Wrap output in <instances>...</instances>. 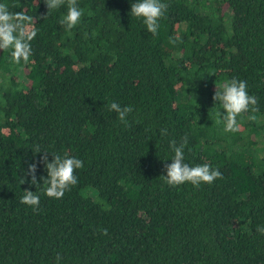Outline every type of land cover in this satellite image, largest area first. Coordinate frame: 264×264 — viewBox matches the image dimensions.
<instances>
[{
    "label": "trees",
    "instance_id": "obj_1",
    "mask_svg": "<svg viewBox=\"0 0 264 264\" xmlns=\"http://www.w3.org/2000/svg\"><path fill=\"white\" fill-rule=\"evenodd\" d=\"M135 2L77 0L69 31L66 4L44 16V0H0L37 32L28 62L0 51V264H264V0H163L156 35ZM231 79L258 99L236 132L212 99ZM112 102L133 108L126 122ZM184 137L185 163L222 179L166 183L170 142ZM37 146L49 162L83 161L60 199L44 192Z\"/></svg>",
    "mask_w": 264,
    "mask_h": 264
},
{
    "label": "clouds",
    "instance_id": "obj_2",
    "mask_svg": "<svg viewBox=\"0 0 264 264\" xmlns=\"http://www.w3.org/2000/svg\"><path fill=\"white\" fill-rule=\"evenodd\" d=\"M47 8L46 16L50 11L67 5L66 14L60 20V24L64 25L66 30H71L80 21L83 10L78 6L77 0H44ZM168 5L163 0H136L131 4L130 13L142 18L144 25L149 33L156 35L159 29L158 21L164 15ZM43 16V17H44ZM35 22L32 16L27 15L23 11L11 12L8 5L0 3V51L10 50V57L13 63L20 64L28 62L32 55L31 41L37 35L35 30ZM170 43H176V40L170 38ZM214 101H218L220 109L215 112L217 123L224 124L226 132L239 131L237 117L242 113L257 111L256 105L258 99L254 95H249L247 82L243 80L231 79L223 84L216 86V90L212 97ZM109 110L118 115L121 122H126V117L133 111L131 106L121 107L120 104L112 102ZM162 135L167 134V129L161 130ZM188 143V138H182L181 143L177 146L176 141L170 142V148L174 152L171 163L165 165L166 175H162L166 183L170 186H177L183 183H191L195 187H199L201 183L211 184L216 179H222L223 174L219 169H213L209 164L189 166L185 163L184 147ZM35 153H44L40 157V163L43 164L47 176L41 177V181L46 185L45 194L49 198L60 199L64 193L78 183L75 175L76 170L83 167V161L73 157L51 153L52 160L48 161L47 151H41L37 146ZM37 164L29 163L25 172V177H31L28 183L38 185L36 177ZM23 184L25 180L21 179ZM20 203L31 206L34 210L39 206L40 197L35 192L24 190L20 199ZM257 231L264 235V227H258ZM102 235H107V229L101 230ZM62 257L58 254L56 257L57 264Z\"/></svg>",
    "mask_w": 264,
    "mask_h": 264
}]
</instances>
